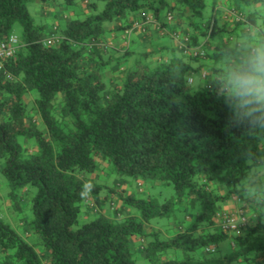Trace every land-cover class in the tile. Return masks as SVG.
Returning a JSON list of instances; mask_svg holds the SVG:
<instances>
[{
    "label": "trees",
    "instance_id": "trees-1",
    "mask_svg": "<svg viewBox=\"0 0 264 264\" xmlns=\"http://www.w3.org/2000/svg\"><path fill=\"white\" fill-rule=\"evenodd\" d=\"M208 1L0 0V43L22 27L0 57V173L6 209L31 204L28 233L38 236L0 219V264H135L138 254L150 264H264V203L241 182L264 134L234 122L210 82L195 90L231 46L225 34L264 31V0ZM219 1L252 12L217 17ZM30 3L58 23L36 24ZM161 35L179 44L155 50ZM108 168L119 177L99 184ZM148 181L175 195L160 202L123 187ZM161 219L168 225L153 224Z\"/></svg>",
    "mask_w": 264,
    "mask_h": 264
},
{
    "label": "clouds",
    "instance_id": "clouds-1",
    "mask_svg": "<svg viewBox=\"0 0 264 264\" xmlns=\"http://www.w3.org/2000/svg\"><path fill=\"white\" fill-rule=\"evenodd\" d=\"M170 20L171 16L168 17ZM210 82L236 123L264 134V31L249 28L226 49L218 67L206 72L195 88ZM242 182V193L264 203V154L253 155Z\"/></svg>",
    "mask_w": 264,
    "mask_h": 264
},
{
    "label": "rangeland",
    "instance_id": "rangeland-1",
    "mask_svg": "<svg viewBox=\"0 0 264 264\" xmlns=\"http://www.w3.org/2000/svg\"><path fill=\"white\" fill-rule=\"evenodd\" d=\"M211 0L208 1V4L211 5ZM38 4L36 3H30L28 6L30 15L32 16V18H34L36 24H54V23H58L57 20L58 18H56L57 16L54 14V16L51 18H44L40 15V10L38 8ZM77 8V7H76ZM100 8H103V4L100 5ZM75 9L74 6H70L67 10V13H70L71 11H73ZM79 9V8H77ZM211 10H212V6H209L207 10L204 11V17L207 18L209 15L211 14ZM59 11V9L56 10V12ZM66 12V10H64ZM64 11H62L61 13H64ZM55 12V11H54ZM260 13L262 14L261 19L262 20L264 18V7L261 9ZM248 14V13H246ZM222 15V14H221ZM223 16V15H222ZM220 17V15H219ZM164 20H167V17H163ZM186 22H188V20H186ZM62 27H64L63 22H61ZM168 24L171 26V23L168 22ZM245 26H242L241 28H243ZM262 30H263V26ZM233 28V26H232ZM14 34L15 36L20 39L21 35H22V27L19 24H15L14 25ZM240 33V31H236V32H232L231 34H225L224 38L225 39H229L232 36V41L229 40L230 45H232L233 43L236 42V40L240 37L237 35ZM165 46L166 48L168 47H172V46H176L175 42L172 40H167V39H162L159 42L155 40V42L153 43V48L157 47V46ZM134 50H138L137 53H142L145 52V49L142 46H134L133 47ZM135 50V51H136ZM169 53V52H168ZM170 54V53H169ZM165 55H168L167 52L165 53ZM136 61H142L143 64H147L148 61L145 58L142 57H135L134 58ZM149 64V63H148ZM36 94V93H35ZM37 95V94H36ZM107 174L110 176V178L105 179L102 178L101 181H98L99 184H105L106 185H112L115 178L119 177L117 174L113 173L112 168H108L106 169ZM130 181V179H128ZM7 181L5 179V177L2 175V173H0V196L2 197V201H0V219H2L5 223L9 224L13 229H15L24 239H29L30 242H35L38 239V236H36L35 234H32L29 232V224L33 219V213H32V209H31V204L29 206H25L23 205V212L22 213H17L14 215V213H12L11 211L8 212V210L6 209V201H7V193H8V189H7ZM141 187H139L137 185V183H133V185L130 186H123L124 189H127L128 191H132L133 193H135L138 197L141 198H146L148 195H151L153 198H156L158 201L163 202L167 199L172 198L175 195V191L173 186L171 185H163V186H158L156 185L154 182L152 181H148L146 182H141ZM34 192V191H33ZM29 200V198H28ZM230 203H233L232 201L227 202L226 204H224V208H229L231 205ZM106 212L110 217H113L111 211H110V207H106ZM133 212L138 215V211L133 210ZM177 217L179 218V221H184L185 218V213H184V209L180 208L177 212H176ZM95 216H91L89 218H85L83 219V217L80 218V225L83 223H87L91 220L94 219ZM160 222L161 225H168V220L166 219H161V220H155L153 222ZM19 222H22V224H20ZM231 246V242L230 241H226L224 243H222L220 245V250L218 253H216L214 255V257H218V255L221 254V252L224 249H227L228 247ZM135 264H150L144 257H142L141 255H136L135 257Z\"/></svg>",
    "mask_w": 264,
    "mask_h": 264
},
{
    "label": "crops",
    "instance_id": "crops-1",
    "mask_svg": "<svg viewBox=\"0 0 264 264\" xmlns=\"http://www.w3.org/2000/svg\"><path fill=\"white\" fill-rule=\"evenodd\" d=\"M226 2H228V1H219V6H218V8L217 9H213L214 10V12H215V14L217 15V17L219 16V15H223V17L225 16V17H227V16H229V19L232 17V21L238 16V14H245L246 15V13H251L252 12V10H250V9H247V10H239L240 8L235 4H232V5H230V4H227ZM223 6H225L226 8H232L231 10H232V15H231V13L229 12V11H227V10H223ZM232 6V7H231ZM65 13V12H64ZM249 13H248V15H249ZM227 15V16H226ZM236 16V17H235ZM184 29H187V26H184ZM137 34V39H139V38H142L143 37V35H141L140 33H136ZM162 39H167V40H172V41H174L175 42V44L177 45V44H179V41L176 39V38H174V37H170V36H156L155 37V40L156 41H160V40H162ZM158 48H166L165 46L163 47V46H161V45H159V46H157V47H155L154 49L155 50H157ZM232 203H230V205H231ZM232 205L229 207V208H226L225 207V209L226 210H232Z\"/></svg>",
    "mask_w": 264,
    "mask_h": 264
},
{
    "label": "built area",
    "instance_id": "built-area-1",
    "mask_svg": "<svg viewBox=\"0 0 264 264\" xmlns=\"http://www.w3.org/2000/svg\"><path fill=\"white\" fill-rule=\"evenodd\" d=\"M17 42H18V38L16 36H11L8 41L0 43V57L11 56L14 53V48ZM233 227L235 228V226Z\"/></svg>",
    "mask_w": 264,
    "mask_h": 264
}]
</instances>
